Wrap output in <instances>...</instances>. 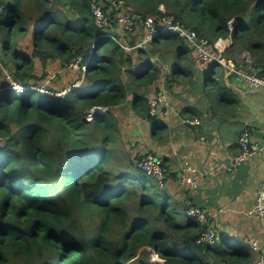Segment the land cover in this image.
I'll return each instance as SVG.
<instances>
[{
  "label": "trees",
  "instance_id": "trees-1",
  "mask_svg": "<svg viewBox=\"0 0 264 264\" xmlns=\"http://www.w3.org/2000/svg\"><path fill=\"white\" fill-rule=\"evenodd\" d=\"M126 2L134 8L140 29L149 15L162 14L160 6L182 23L187 17L184 24L204 37L192 24L208 21L213 41L230 37L228 51H249L255 67L264 70V0ZM90 3L0 0V77L6 70L13 83L37 88L40 79L33 73V59L45 67L53 60L69 65L80 56L85 66L83 83L62 97L38 89L15 92L2 77L6 84L0 87V264L18 260L26 264H251V250H232L223 235L217 234L222 237L219 245L217 240L197 244L205 227L188 218L184 209L174 208L168 194L164 196L158 183L135 162L130 170L113 165L122 154L115 148L120 129L112 109L130 103L155 136L160 122L149 114L148 89L164 75L166 53L178 57L169 80L192 77L191 64L183 60L194 53L173 34L164 40L154 38L149 50L126 52L108 35L130 47L137 36L121 33V37L115 21L106 29L96 28ZM116 13L111 11L109 16L114 19ZM28 40L31 54L19 49ZM213 70L210 66L205 84L214 80ZM211 112L209 107L206 118H211ZM130 202L138 209L132 220ZM77 211L97 215L99 225L84 229ZM117 226L123 230L114 239ZM141 245L149 249L145 259L136 257Z\"/></svg>",
  "mask_w": 264,
  "mask_h": 264
},
{
  "label": "crops",
  "instance_id": "crops-1",
  "mask_svg": "<svg viewBox=\"0 0 264 264\" xmlns=\"http://www.w3.org/2000/svg\"><path fill=\"white\" fill-rule=\"evenodd\" d=\"M117 33L122 37L119 30ZM142 48L149 50L150 45ZM192 58H189L192 77L183 79L175 76L171 81L164 71V75L149 87L148 98H166L156 117L160 127L156 129L155 136H152L151 129V133L136 139L132 145L140 141L143 153L151 152L162 160L168 172L162 189L166 190L174 204H181L183 209L185 202L198 206L212 216V227L226 238L232 250H251L253 242L264 244V221L244 215L252 208L264 183V153L236 171L230 170L228 162L238 152L236 137L240 132L245 129L264 132V93L246 88L223 71L225 81L220 105L215 110L208 100L200 97L201 92L192 90V87L200 89L202 82L193 70V63H200L194 55ZM234 60L238 62L240 57ZM152 62L156 67L160 66L155 59ZM217 80L214 77L210 82ZM204 85H208L205 79ZM209 107L211 118L203 119L200 126L182 124L183 119L206 117ZM226 128L230 129L229 136L224 133ZM184 161L198 171V186L195 189L180 182L178 169ZM251 252L252 264L255 254Z\"/></svg>",
  "mask_w": 264,
  "mask_h": 264
},
{
  "label": "built area",
  "instance_id": "built-area-1",
  "mask_svg": "<svg viewBox=\"0 0 264 264\" xmlns=\"http://www.w3.org/2000/svg\"><path fill=\"white\" fill-rule=\"evenodd\" d=\"M104 8L110 11L117 10L115 23L122 34L131 32L133 36L136 35L137 26L133 19L131 7L126 0H91L90 12L96 28L106 29L111 25L109 14H107ZM1 11L2 9L0 8V12ZM159 11L162 13L161 15L148 16L142 21L141 27L144 29L145 34L142 35L141 38L137 36V39L139 38L137 41L139 42L137 44L135 43L134 46L130 47L112 35H108V37L119 44L126 52H129L134 48L146 47L154 38H161L163 35H177L184 44L190 47L198 63L202 65L213 64L222 66L228 75L235 78L237 83L253 91L264 93V70L259 71L260 69L255 67L250 52L244 51L240 56V60L236 62L234 59L228 58L225 54L232 45L230 37L218 38L212 42L206 37L198 35L193 29L187 27L174 16L166 14L162 7H159ZM228 26L231 28L230 23H228ZM139 30L141 31L140 28ZM81 62L82 58L78 56L70 60L68 67L73 70L81 68L84 71L85 66H83ZM8 75L10 84H12V91L24 92L25 89L36 90L32 84H29L30 86L25 88L13 83L10 74ZM83 77L84 74H82V79ZM165 103V96H153L149 98V114L152 117L157 116L160 107L165 105ZM203 119V117L183 119L182 124L196 127L202 124ZM236 143L238 152L232 156L228 162L230 170L236 171L244 163L264 153V142L260 139H256L248 130H244L237 135ZM137 158L138 159L135 161L136 166L148 177L154 179L160 188H163L168 172L163 167L162 160L151 152H144L138 155ZM178 172L180 173V182L182 185L190 189L197 188L198 171L191 163L186 161L182 162ZM184 212L188 218L194 219L205 227L200 238L196 241L197 244L213 242L221 238V236H217L215 228L212 227V216L209 213L190 202H185ZM244 215L248 218L264 221V183L261 190L256 195L252 208L246 211ZM250 248L253 253L256 254V259L252 264H264V244L260 245V243L253 242Z\"/></svg>",
  "mask_w": 264,
  "mask_h": 264
},
{
  "label": "rangeland",
  "instance_id": "rangeland-1",
  "mask_svg": "<svg viewBox=\"0 0 264 264\" xmlns=\"http://www.w3.org/2000/svg\"><path fill=\"white\" fill-rule=\"evenodd\" d=\"M166 13V7L160 6ZM134 11V8L131 7V12ZM173 11V8L170 9L169 13ZM167 14V13H166ZM73 15V14H72ZM134 16V14L132 13ZM153 16V15H149ZM170 16V15H169ZM117 14L114 15V19L109 16V20L112 23V21L116 22ZM5 19L1 20V23L4 22ZM183 22H187V17L183 18ZM192 27L198 28L203 35H205L208 39L211 41L214 40V33L211 27V24L208 21L196 22L192 24ZM139 26L136 27L137 33L135 36H138L141 38L142 35L145 34L144 29L141 27V31L139 30ZM117 33V31H116ZM133 34V33H128ZM169 35H163L161 37L162 40L167 39ZM119 39V38H118ZM123 42V41H122ZM128 42V41H127ZM139 41L137 39L135 40V43L137 44ZM149 46V45H148ZM19 49L24 52L25 54H31V41H27L20 45ZM2 50V43L0 42V56ZM243 51L237 50L236 48L229 49L225 54L228 58H239L242 55ZM164 55V54H163ZM194 54L186 55V59L183 60V62H188L190 64L189 58L193 56ZM82 56V55H81ZM167 59V63L164 65L165 72L167 73V77L172 76L173 74V67H176L178 65V57L174 53L172 54H165ZM33 59V58H32ZM193 59V58H192ZM165 63V62H163ZM194 64V72L198 73V77L201 78L202 82L200 83L199 87L200 89H197L195 87H192V90L194 92H201L200 97H203L204 99L208 100L210 104L212 105L213 109L217 110L218 106L220 105V91L222 90V87L224 85V68L222 66H215L213 72V76L218 78V80L215 82H209L208 85H204V79L206 76L209 75V67L212 65H201ZM196 65V66H195ZM224 71V72H223ZM83 70H73L68 67V65H63L58 60L48 61L45 67L42 66L41 62L38 59H33V73L40 79L39 86L36 88L38 91L44 93L45 95L49 96H55V97H62L64 94H66L68 91L73 90L72 88L80 86L82 82L81 74H83ZM9 72L6 70L2 71V77L5 76L7 80H9ZM0 77V87L2 84H6L5 78ZM224 80V81H223ZM8 85V84H7ZM216 86V87H215ZM219 94L217 93V88ZM9 88H12V84L9 85ZM49 88L50 90L54 91L55 94H51L49 91H47ZM49 92V93H47ZM16 94V93H14ZM130 103L125 104L121 108H114L112 109V112L115 113L117 124L120 129V135L117 138L115 148L118 150L121 154L118 153V158L113 162V165L115 168L119 170H130L131 168V162L136 161V156L143 153L140 149L141 142H135L133 145L132 143L136 139H142L143 136H147L149 133H151V126L149 124H146L145 121H143L139 115L134 112L130 108ZM90 120V118H88ZM224 133L226 136H229L230 129L226 128L224 130ZM264 142V141H263ZM132 145V146H131ZM160 192L167 196L166 190H161ZM170 204L174 207L179 209L180 211H183V207L181 204H174L172 200L170 201ZM129 205H132V202L129 203ZM137 206L132 205V210L129 215V219L132 220L133 218L137 217ZM78 216V223L83 225L84 229H90V228H96L100 223V218L97 215H93L89 212H83V211H77L76 212ZM187 219V218H186ZM123 230V227L117 226L115 228V233L112 234L114 239L119 238V233ZM214 230V229H213ZM217 232V231H216ZM218 233V232H217ZM221 241V238L217 239V245H219ZM147 246H139L137 249V258L138 259H145L147 257L149 249H146ZM235 248V247H232ZM77 258V257H76ZM154 258V257H153ZM152 256H149V259L152 261ZM254 261V260H253ZM252 261V262H253ZM130 263L132 261H129ZM128 262V264H129ZM12 264H26L23 261H14Z\"/></svg>",
  "mask_w": 264,
  "mask_h": 264
},
{
  "label": "water",
  "instance_id": "water-1",
  "mask_svg": "<svg viewBox=\"0 0 264 264\" xmlns=\"http://www.w3.org/2000/svg\"><path fill=\"white\" fill-rule=\"evenodd\" d=\"M62 3H66V0H61ZM107 13L109 14L110 13V10L107 11ZM133 19L135 20L136 19V15L133 16ZM75 54V51L73 52ZM80 54H84V52H80ZM216 65H214L213 67H215ZM262 71V70H261ZM253 136L256 138V139H260V140H263L264 141V132L260 131V130H253Z\"/></svg>",
  "mask_w": 264,
  "mask_h": 264
},
{
  "label": "clouds",
  "instance_id": "clouds-1",
  "mask_svg": "<svg viewBox=\"0 0 264 264\" xmlns=\"http://www.w3.org/2000/svg\"><path fill=\"white\" fill-rule=\"evenodd\" d=\"M105 9V8H104ZM108 11V10H107ZM117 11V10H116ZM111 12V11H110ZM108 14V13H107ZM137 18V17H136ZM184 24V23H183ZM117 29H118V27H117ZM149 45V44H148ZM147 45V46H148ZM244 52V51H243ZM249 52V51H248ZM210 65H212V66H214L213 64H210ZM215 68V67H214ZM259 71H261V70H259ZM76 88V87H75ZM102 110V109H101ZM102 111H105V109H103ZM206 115V114H205ZM155 117H157V116H155ZM206 119V117H204V120ZM263 141V140H262ZM163 164V163H162ZM218 234V233H217ZM222 238V237H221ZM252 251V250H251ZM255 254V253H254ZM256 259V254H255V258H254V260Z\"/></svg>",
  "mask_w": 264,
  "mask_h": 264
},
{
  "label": "bare ground",
  "instance_id": "bare-ground-1",
  "mask_svg": "<svg viewBox=\"0 0 264 264\" xmlns=\"http://www.w3.org/2000/svg\"><path fill=\"white\" fill-rule=\"evenodd\" d=\"M100 110V109H99Z\"/></svg>",
  "mask_w": 264,
  "mask_h": 264
}]
</instances>
